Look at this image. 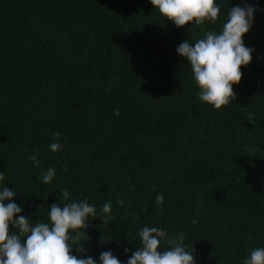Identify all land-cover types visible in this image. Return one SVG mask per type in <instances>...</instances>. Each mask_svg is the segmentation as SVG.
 Here are the masks:
<instances>
[{
  "label": "trees",
  "instance_id": "16d2710c",
  "mask_svg": "<svg viewBox=\"0 0 264 264\" xmlns=\"http://www.w3.org/2000/svg\"><path fill=\"white\" fill-rule=\"evenodd\" d=\"M216 4L215 24L178 28L150 0H0V191L15 190L4 203L17 218L49 222L51 204L87 201L97 216L80 230L82 258L96 264L104 251L127 264L145 226L183 233L195 264H243L264 247V0ZM245 4L256 8L243 37L252 61L216 110L176 49Z\"/></svg>",
  "mask_w": 264,
  "mask_h": 264
},
{
  "label": "clouds",
  "instance_id": "9594fccd",
  "mask_svg": "<svg viewBox=\"0 0 264 264\" xmlns=\"http://www.w3.org/2000/svg\"><path fill=\"white\" fill-rule=\"evenodd\" d=\"M155 9L181 28L186 24L204 25L205 22L215 24L219 19L220 8L216 0H150ZM256 8L245 4L244 7L232 6L227 21L219 33L206 31L203 38L194 44L186 40L177 46V53L186 58L190 64L194 81L199 88V99L216 110L227 106L236 99L233 85L242 80V66H248L252 61L254 49L246 47L243 37L252 27ZM115 115H119L116 109ZM254 125L253 114L247 116ZM59 132L53 133L55 142L49 145L52 152L61 150L58 142ZM255 151V149H253ZM38 153L29 159L35 167L40 166ZM56 176L55 168L49 167L42 172V182L49 184ZM0 179H3L0 174ZM60 196L65 201L69 192L63 189ZM16 192L11 187L0 191V264H96L92 257L82 258L85 248L81 238L88 227L89 218H95L97 212L87 201H71L60 206L50 205L49 222L31 223V220L21 215L22 208L12 201ZM158 205L164 202L163 195H157ZM123 203L122 201L120 202ZM111 202H105L102 208L101 220L109 224L112 220ZM12 227L16 230L13 231ZM140 247L133 252L127 264H195V249L187 251L183 233L169 236L158 227L145 226L140 230ZM251 241V237L249 238ZM166 241L168 248L161 251V242ZM81 256L73 254V247ZM130 249L125 248V252ZM101 264H121V261L111 251L100 254ZM243 264H264V247L251 251L249 258Z\"/></svg>",
  "mask_w": 264,
  "mask_h": 264
}]
</instances>
